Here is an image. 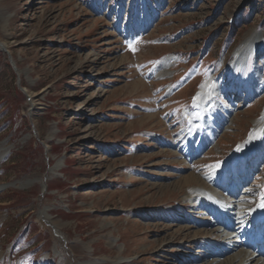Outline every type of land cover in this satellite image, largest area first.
<instances>
[{"label":"rangeland","instance_id":"obj_1","mask_svg":"<svg viewBox=\"0 0 264 264\" xmlns=\"http://www.w3.org/2000/svg\"><path fill=\"white\" fill-rule=\"evenodd\" d=\"M0 43V264H218L210 216L184 196L233 173L225 158L264 119V0H0ZM192 121L205 145L185 139ZM261 138L231 195L248 184L251 205Z\"/></svg>","mask_w":264,"mask_h":264},{"label":"bare ground","instance_id":"obj_2","mask_svg":"<svg viewBox=\"0 0 264 264\" xmlns=\"http://www.w3.org/2000/svg\"><path fill=\"white\" fill-rule=\"evenodd\" d=\"M261 42L260 34H254V32L249 35V38L243 39L235 50L231 62L232 68L235 72H240L243 69L248 59L261 47ZM0 49L6 51V47L1 43ZM166 65H168L167 59L159 62L155 65V68H158L161 73ZM201 91L204 92L202 96ZM208 96L209 95H206L204 90H200L194 96L193 102L198 106L204 107V105H208V102L210 101V98H205ZM231 121L232 120H229L227 122L226 128H229ZM196 129H198L197 132H195ZM202 129L203 127L198 125V122L192 121L188 129L192 132V136L190 134L189 137L185 138L184 136L182 138L189 140L191 142L190 144H193V148L202 144L205 145V138L200 136ZM207 132L214 135L211 129ZM262 132H264V119L259 118L253 123V130L248 137H246V140L243 143H239L236 147H232L233 149L231 151L229 150L230 152L226 157L227 160H225V167L228 171H235L229 174H224L222 170L221 173L220 171H216L217 174H220L218 180H214L217 174L212 172L205 182V184L209 186L205 188H208L209 190H204L203 187L195 186L187 189L185 193V201L188 203L194 202V206L199 207L205 214V217L208 218L210 216V221L208 218L207 225L211 229L210 232L219 237L220 241L218 244H222V246L213 253V256L216 258L215 262L218 264H264V257L262 256L264 251L261 252L250 246H253L255 243H257V245L259 243L264 244V215L261 217L256 215L257 203L261 201L264 204V192L261 193V196L256 195L253 205L250 203L252 198V195L250 194V192H252V186H248V184L244 186L242 191L238 192L237 196H231L232 194H236L238 188L250 178V174L247 172L246 177H248H243L242 180H239L236 169L239 167V163H242L243 161L251 162L254 157L250 161L248 160L253 155H256V153L259 154V145L262 143ZM195 134H199V139L193 137ZM213 135L210 137L211 140L214 137ZM27 139L28 138L25 137L21 141L23 142ZM212 144L213 143L211 142L209 145ZM206 146L204 148H206ZM10 151L11 146H7L5 143H0V161ZM200 151H202V149H200ZM233 177H235L233 180L229 179ZM253 178L249 183H251ZM38 180V178L33 177L26 179L19 184V187L26 188ZM10 186H12V184L1 185L0 190L6 189ZM217 236H215V239ZM215 239H212V244L214 245L215 243L213 240ZM109 242H111L110 244L112 245L115 243V240H110ZM216 248L217 245H215V249ZM119 251H121L120 248ZM211 252H213V250ZM209 253L210 252H208V255ZM225 256H228L226 260L224 258ZM83 264H95V262Z\"/></svg>","mask_w":264,"mask_h":264},{"label":"snow or ice","instance_id":"obj_3","mask_svg":"<svg viewBox=\"0 0 264 264\" xmlns=\"http://www.w3.org/2000/svg\"><path fill=\"white\" fill-rule=\"evenodd\" d=\"M129 47L131 48V44L129 45ZM133 51H135V49H132Z\"/></svg>","mask_w":264,"mask_h":264}]
</instances>
